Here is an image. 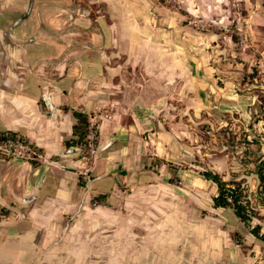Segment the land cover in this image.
Returning <instances> with one entry per match:
<instances>
[{
	"label": "clouds",
	"instance_id": "1",
	"mask_svg": "<svg viewBox=\"0 0 264 264\" xmlns=\"http://www.w3.org/2000/svg\"><path fill=\"white\" fill-rule=\"evenodd\" d=\"M261 17L264 0H0V264H243L239 152L204 129L227 126L218 75L223 110L252 119L229 66Z\"/></svg>",
	"mask_w": 264,
	"mask_h": 264
},
{
	"label": "rangeland",
	"instance_id": "2",
	"mask_svg": "<svg viewBox=\"0 0 264 264\" xmlns=\"http://www.w3.org/2000/svg\"><path fill=\"white\" fill-rule=\"evenodd\" d=\"M261 19H264V17H261ZM245 27L247 28V25ZM249 31H251V35L245 32L233 37L234 42L237 44L235 51H242L243 56L232 57L236 62L229 66V71H232V69L239 70L238 78L241 81V88L237 90L239 95H246L248 98L259 96L250 112L252 119L249 120L248 124H245L239 115L226 112L228 116V118L226 117L227 126L221 128L215 124V121H208L204 132L209 141H216L217 139L220 141L230 140L234 146H237L239 155L234 156L224 153V159L233 173H240L238 180L244 182L243 191L241 192V196L244 198H241L240 201L248 208L247 214L251 216V219L246 223L241 222L236 217H234V220L236 224L242 226L243 235L250 228L253 229V227L259 226L260 230L257 235L259 237L264 236V212L260 210L264 208V200L259 191L260 208H257V200H253L252 197L259 190L258 186L262 182L260 183L258 178L259 176L262 177L264 172V158H261L264 156V130H262L264 128V90L252 86H264V57L260 55L264 52V23L256 24L254 29H249ZM218 77L219 75L215 76V78ZM224 82L223 80L218 81L217 86L224 87ZM248 130H251V132ZM257 159L260 160L259 164L255 163ZM251 174L257 175V179L251 178L250 181L244 179L243 176H250ZM227 211L231 212V209ZM243 235L238 237L241 240L240 246L247 249L249 246L244 243ZM253 242L250 247L256 246ZM261 242L257 243L256 251L252 252V257L258 260L259 264H264V238Z\"/></svg>",
	"mask_w": 264,
	"mask_h": 264
},
{
	"label": "crops",
	"instance_id": "3",
	"mask_svg": "<svg viewBox=\"0 0 264 264\" xmlns=\"http://www.w3.org/2000/svg\"><path fill=\"white\" fill-rule=\"evenodd\" d=\"M260 55L262 57H264V52L260 53ZM196 66L199 67V65H196ZM222 78H223L222 76H219L218 78H215V76H214L212 80L215 83L213 82L212 84L215 85V86H212L209 89L210 92L212 93V100L215 101L217 105L221 106V111L217 113V109L216 108H212L211 104H209V107L212 108V112L213 113H216L217 115L221 116V118H224L226 120V117L228 118V116H227L226 111H224L223 109H224V106L226 104L225 96H226L229 88L231 87V86H228V85H231V84H230V82H228V81H226V80H224ZM222 80L225 81L224 84H223L224 87H218L217 86V81H222ZM202 87H203V83H202ZM204 97H205V93H204L203 90H201L200 93H199V98L203 99ZM254 106H255L254 104H250L249 107L247 109H245V111L250 113L252 111V107H254ZM235 115H239V117L244 121L245 124L249 123V120L244 115H242V113L240 111H238V110L235 111ZM208 121H212L213 122V120L211 118H209ZM226 124H227V121H226ZM3 164H4V162L0 161V167H2ZM249 230L251 231L252 228H250ZM249 230L245 232V235H243L244 239H245L244 243H246L247 246H249V247H247V249H245V253L241 255V260L243 261V264H259L258 260L254 259L252 257V252L256 251L255 249L257 248V243L259 244V243H262V242H259L251 234V232ZM252 241H254L253 243L256 244V246L250 247Z\"/></svg>",
	"mask_w": 264,
	"mask_h": 264
},
{
	"label": "trees",
	"instance_id": "4",
	"mask_svg": "<svg viewBox=\"0 0 264 264\" xmlns=\"http://www.w3.org/2000/svg\"><path fill=\"white\" fill-rule=\"evenodd\" d=\"M259 176V175H258ZM258 180L260 181V183L261 182H263L264 181V178L263 177H260L259 176V178H258ZM240 186H242V187H244V182L243 181H240ZM235 195L237 196V197H241V192H237V193H235ZM240 201V200H239ZM239 204H240V202H239ZM241 205V204H240ZM241 222H243V223H246V222H248V221H250V219H251V216L249 215V214H247V212H245V211H241V216H240V218H238ZM259 230H260V227L259 226H255V227H253V229L251 230V234L259 241V242H261V241H263V238H264V236L262 235V236H257L258 235V233H259Z\"/></svg>",
	"mask_w": 264,
	"mask_h": 264
},
{
	"label": "water",
	"instance_id": "5",
	"mask_svg": "<svg viewBox=\"0 0 264 264\" xmlns=\"http://www.w3.org/2000/svg\"><path fill=\"white\" fill-rule=\"evenodd\" d=\"M253 88H256V89H261V90H264V86H252ZM249 132H251V130H248ZM245 180L247 181H250L251 178H255L257 179V175L255 174H251L250 176H243Z\"/></svg>",
	"mask_w": 264,
	"mask_h": 264
},
{
	"label": "built area",
	"instance_id": "6",
	"mask_svg": "<svg viewBox=\"0 0 264 264\" xmlns=\"http://www.w3.org/2000/svg\"><path fill=\"white\" fill-rule=\"evenodd\" d=\"M92 122L95 123V121H92ZM262 177L264 178V172L262 173ZM258 188H259V191H260V195H262L263 200H264V181L258 186ZM239 202H240L241 205L245 206V204H242L241 201H239Z\"/></svg>",
	"mask_w": 264,
	"mask_h": 264
}]
</instances>
